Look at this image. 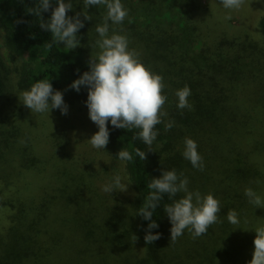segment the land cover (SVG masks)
Listing matches in <instances>:
<instances>
[{"label":"trees","instance_id":"16d2710c","mask_svg":"<svg viewBox=\"0 0 264 264\" xmlns=\"http://www.w3.org/2000/svg\"><path fill=\"white\" fill-rule=\"evenodd\" d=\"M55 3L52 0L48 11L37 16L30 12L39 0H0L1 40L18 91L49 80L53 90L63 94L67 106L79 105L88 115L87 88L82 86L77 92L70 86L89 71V61L94 58L89 53V22L79 15L84 24L77 32L79 46L69 50L63 43L56 45L51 34L40 27ZM121 3L128 10L127 19L111 30L132 40L129 48L134 47L143 65L162 77V94L167 97L161 109L166 115L155 126L158 135L150 148L140 139H133L139 129L129 131L107 125L109 137L103 150L116 167L121 166L133 196L124 199L117 191L101 193L94 172L87 167L79 169L60 152L64 148L57 133L52 134L56 157L52 155L50 161L36 158L29 138L31 131L20 135V145L17 135L23 122L30 124V129L36 127L33 115L37 114L31 110L12 114L0 103V181L13 177V166L6 163L11 157L20 172H47L40 179L48 180L47 185L38 186L40 196L29 194L27 183L16 186L29 196L7 203L12 216L0 240V264H249L254 250L252 230L264 224V205L256 208L244 195L245 189L251 188L264 197V44L249 37L243 42L227 38L213 28L208 32L202 20L204 27L199 31L204 42L197 53L189 51L182 32L172 23L166 31L159 28L162 24L157 20L137 24L145 16V10L138 7L143 1ZM192 4L193 0L188 1L184 8L189 14L194 12ZM99 8L89 10L103 17ZM66 15H77L74 7ZM258 32L264 41V13L258 21ZM213 34L217 36L210 38ZM185 85L191 90V108L178 109L175 92ZM2 89L0 82V94ZM169 121L174 126L165 130ZM185 138L197 144L202 171L183 158ZM137 148L145 152L143 161L135 157ZM121 149L133 153V162L116 158ZM49 166L53 172L46 169ZM172 169L188 178L190 191L198 190L202 196L210 193L219 201L217 222L204 235L193 237L186 229L171 241V224L163 205L172 200L164 194L152 216L158 228L151 231L159 233V238L146 242L148 221L137 213L150 191V180ZM181 196L183 193H178L173 199ZM232 210L238 214V225L227 221L226 214Z\"/></svg>","mask_w":264,"mask_h":264},{"label":"clouds","instance_id":"9594fccd","mask_svg":"<svg viewBox=\"0 0 264 264\" xmlns=\"http://www.w3.org/2000/svg\"><path fill=\"white\" fill-rule=\"evenodd\" d=\"M52 0H39L38 6L30 12L32 15L41 16V11L47 12ZM243 0H220V5L226 10H238ZM84 9L90 7H102L105 13L102 23L96 25L95 33L98 37L94 41V47L98 49L94 58L89 61V71L84 72L74 80L71 88L79 92L82 86L87 88L85 105L89 119L98 127L87 141L95 150L101 151L108 143L109 129L111 125L118 129H139L134 133L133 139H140L149 148L156 140L158 131L155 126L162 123L161 117L166 115L161 109L167 97L162 94L164 84L159 74L148 70L139 60V54L128 47L126 36L113 32L109 35L110 23L121 24L128 15L121 0H83ZM71 0H56L55 7L46 22H41L40 27L48 31L52 36V42L63 43L69 50L80 45L77 32L84 26L79 15L84 20L92 19L83 11L80 14L69 17L66 12L71 11ZM226 15L225 19H230ZM43 21V20H42ZM51 47V45H49ZM190 88L185 85L177 89L176 107L178 109L191 108L188 97ZM20 101L31 110L32 113L47 114L50 110L58 109L61 114H67V105L64 103L63 94L53 90L49 80H40L30 86L21 94ZM174 122L165 124V130H170ZM135 157L141 161L145 158V152L134 149ZM182 156L193 168L203 170L202 157L197 151V144L191 138H185ZM116 158L124 163L134 160L133 153L121 149ZM125 177L114 175L108 182L101 185V191L112 194L115 191H125L127 185ZM188 178L178 175L175 169L162 171L159 178H152L147 187L150 190L144 197V205L137 213L143 220L148 221V234L144 239L152 242L159 238V233H152V229L158 228V224L152 220L157 205L167 194L171 204L163 205L164 211L171 224L170 240L175 241L184 234L187 229L193 237H199L208 232L209 227L217 222V213L220 211V203L212 194L201 195L198 190L190 191ZM178 193H183L179 199H173ZM244 195L249 203L261 207L264 205V197H261L251 188L245 189ZM230 224L240 223L235 210L226 214ZM254 250L249 264H264V224H260L254 230Z\"/></svg>","mask_w":264,"mask_h":264},{"label":"rangeland","instance_id":"374dc122","mask_svg":"<svg viewBox=\"0 0 264 264\" xmlns=\"http://www.w3.org/2000/svg\"><path fill=\"white\" fill-rule=\"evenodd\" d=\"M139 1H143V4L138 7L145 10V16L142 17L141 21L137 24L143 25L144 20H157L162 24L159 28L166 31L171 28L168 27V24L172 23L174 29L182 32L183 42L189 51L197 53L200 49L201 42H204L199 31V29H203L202 27H204L202 25V20L206 21L209 29L213 28L216 30L215 32H217V34L225 33L227 38H239V41L243 42L245 37H249L253 42L264 44L258 32V21L264 13V0H243L241 8L238 10L224 9L222 5H220V0H193L190 9L194 12L190 14L189 12L187 13L184 8L186 4H188V1L191 0ZM137 2L138 0H135V3ZM72 4L75 13L80 14L86 11L92 18L87 21L89 22L90 42H92V44H90L91 46L89 45V53L94 57L98 51V49L94 47V41L98 39L95 33V27L102 23V17L93 15L89 8L85 10L83 0H72ZM99 10L101 13H105L104 8L100 7ZM226 15H230L231 18L225 19ZM136 16H138V13ZM126 23L130 22L126 20ZM132 24L134 26V23ZM112 26L113 25L110 24L109 35L115 32L111 30ZM211 29L208 32H210ZM120 34L127 37L124 33ZM217 34H213L210 38L217 36ZM1 35L2 31L0 29V82L3 84L2 93L0 94V103L4 104L6 109H9L10 113L14 114L15 112L16 115H22L30 109L24 106L20 101L23 91H18L16 88V75L13 73L12 65H10L7 58ZM131 42L132 40L130 41V39H128V47ZM129 49L134 50V47H130ZM149 69L150 67H148V70ZM33 114H37V116L33 115V123L36 124V127L30 129L28 128L30 124L23 122V129L20 130L17 136L19 137L18 145H20L23 142L21 137L25 135L24 133L31 131L29 138L35 148L36 158L48 161L51 160L54 152L52 147V134L57 133V136L61 138V146L64 148L60 152L67 154L69 161L78 164L76 167L79 169L87 167L89 171H93L98 180V182L95 181V185L100 186L101 193H104L101 191V185L108 182L114 175L120 174L122 177H125L121 166L116 167L103 149L101 151L95 150L88 143L87 140L98 131V127L89 119L85 110L80 109L79 105H68L67 114H61L58 109L50 110L49 115ZM20 135L22 136L20 137ZM3 154H6V151H3ZM57 154L58 153H55L53 156L56 157ZM6 163L9 166H13V168H11L13 177L11 176L12 178L10 177L6 182L0 181L1 241L6 235L5 229L8 228L12 216V209L7 203L17 202L19 199L24 200L29 194L33 195L35 193L37 196H40L37 190L38 186L41 187L48 184L47 179L43 181L40 179L45 176L47 172L39 174L37 170L33 169V171L22 173L20 172V167L18 168L17 165H14L13 157L8 158ZM46 169L50 172L54 171L50 166ZM18 183L21 185L27 183L31 193L28 194V192L26 193L23 190H17L16 186ZM125 183H128L127 179H125ZM117 192L119 193V198L130 199L133 196L129 184L125 191L117 190ZM112 201H114V198H112Z\"/></svg>","mask_w":264,"mask_h":264}]
</instances>
